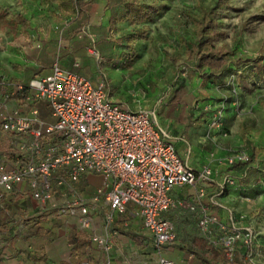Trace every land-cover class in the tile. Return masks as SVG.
Returning a JSON list of instances; mask_svg holds the SVG:
<instances>
[{
  "label": "built area",
  "instance_id": "1",
  "mask_svg": "<svg viewBox=\"0 0 264 264\" xmlns=\"http://www.w3.org/2000/svg\"><path fill=\"white\" fill-rule=\"evenodd\" d=\"M89 52L100 59L96 50ZM40 101L50 104L53 124L40 120L36 107ZM1 141L0 199L20 193L45 204L56 195L68 196L55 215L75 219L80 231L93 229L90 205L102 201L106 207L103 235L93 234L89 241L105 252L114 235V216L128 213L131 204L130 215L140 219L152 238L157 264H177L165 259L162 250L177 241L165 214L181 209L195 217L199 237L221 252L224 264H235L240 250L243 262L256 264L253 230L238 225L231 215L222 224L211 212V207L221 208L214 196L208 205L203 203L212 182L210 166L190 167L156 125L153 113L140 108L130 111L110 101L101 77L86 79L55 62L47 76L25 84L0 80ZM224 161L231 166L246 161V155L232 154ZM90 176L104 182L86 200L76 186ZM233 181L225 175L216 185L222 189ZM175 188L193 193L181 199L173 195Z\"/></svg>",
  "mask_w": 264,
  "mask_h": 264
},
{
  "label": "rangeland",
  "instance_id": "2",
  "mask_svg": "<svg viewBox=\"0 0 264 264\" xmlns=\"http://www.w3.org/2000/svg\"><path fill=\"white\" fill-rule=\"evenodd\" d=\"M0 1L11 13L28 17L32 26L28 29L29 36L34 32L42 33L47 41L54 39V43L58 42L60 47L68 44L66 40L71 38L68 31L74 25L70 16L58 11L55 1ZM85 1L89 2L90 7L94 5L92 20L73 37L79 41V45L72 46V53L75 52L80 58V71L74 70L73 73L90 80L101 77L110 101L130 111L140 108L153 113L155 123L168 135L181 159L195 170L210 166L212 174L217 173V183H221L223 176H230L234 180L233 185L228 186L222 195L219 187L214 185L206 198L214 195L215 201L225 207L227 219L231 215L238 225L253 230L258 246L254 261L264 264V77L258 79L249 65L240 71L229 72L224 84H203L197 77L189 82L187 72L191 70V65L185 60L182 45L183 41L197 38L196 27L190 18L198 13L199 6L213 7L221 22L219 31L223 34L215 44L223 46L230 53L226 65L230 71H235L232 62L237 57L255 59L264 47V0H141L150 4L153 10L138 24L118 20L108 36L120 38L121 42L100 59L89 51L95 50L94 42L103 35L100 32L94 35L93 28L107 24L104 19L106 8L97 7V4L106 1ZM10 26L8 40L24 44L19 39L14 42ZM141 34L142 38L135 39L130 47H125L127 37ZM61 49L59 54L62 53ZM115 51L116 54H113ZM54 52L52 61L57 62ZM50 61L48 59L42 66L47 67ZM240 78L246 81L247 91L238 87ZM179 82L187 86L193 97L181 96V100L185 99L187 103L183 117L190 112L194 120L186 127L181 119L176 118L177 109L170 110L169 105V94ZM36 107L44 124L54 123L47 101H40ZM220 118L223 124L219 123ZM242 128L248 131L245 139L240 135ZM251 147L262 150V154L240 167L225 164V158L232 154L249 156ZM0 149H4L2 141ZM220 199L224 202L220 203ZM131 207V204H127L128 210ZM182 211L179 213L182 214L180 229L183 242L179 244L183 246L181 249L186 250L185 245H189L199 233L190 214ZM211 212L220 220L219 207H211ZM67 221L72 222L73 219H63L62 225L65 226ZM227 221L220 220L222 224ZM163 257L174 262L181 261L178 253L164 254Z\"/></svg>",
  "mask_w": 264,
  "mask_h": 264
},
{
  "label": "crops",
  "instance_id": "3",
  "mask_svg": "<svg viewBox=\"0 0 264 264\" xmlns=\"http://www.w3.org/2000/svg\"><path fill=\"white\" fill-rule=\"evenodd\" d=\"M101 6L106 8L107 14L104 19L107 24L102 23L99 28H93L94 35L98 32L103 34L108 30L110 14L107 11L106 2L97 4L98 9ZM93 7L94 5L90 7L89 23L92 20L91 10ZM6 8L7 6L0 1V80L25 84L31 79L47 76L55 63L52 61L54 50L57 63L62 69L70 72L80 69V58L75 52L72 53L71 49L73 45L74 47L79 45H77L79 41L74 39V36L66 40L67 45L64 43L61 46L62 53L59 54L61 47L58 42L54 43V39L51 42L47 41L42 33L34 32L29 36L28 29L32 26L28 17L19 13L13 14ZM9 25H11V33H14L12 36L13 39L15 38L14 42L19 39L24 44L11 43L8 40ZM59 39L61 40V37ZM48 59L51 61L47 67L46 65L42 66ZM162 131L165 133L164 130ZM168 142L170 141L168 140ZM216 177L217 173L212 176V182L207 189V197L214 189V185L217 184ZM220 179L221 177L218 180ZM103 182L104 179L99 176H90L81 179L76 187L80 195L88 200ZM192 193L193 190L187 188L173 190V195L181 199L190 198ZM210 198H204L203 203L208 205ZM67 201L68 196L56 195L52 201L40 204L20 193L7 195L0 200V210L3 212L0 229V264H157L152 238L142 228L140 219L130 215L131 208L123 216H114L111 224L114 235L110 239V249L105 252L100 246L89 241L93 234L103 235L104 213L106 212L103 202L101 201L96 206L90 205L93 229L80 231L75 219L72 222L67 221L63 226L62 221L65 218H58L55 215V210L65 206ZM219 202L223 203L224 200L220 199ZM179 212L181 210L165 214V218L174 225L177 241L174 246L168 249L164 248L162 256L172 253L180 254L181 261L178 260L177 264H224L223 256L211 258L207 251L200 252L201 256L194 253V251L197 253L198 251L192 246V242L195 238H200L199 236L194 237L189 245H185L186 250L181 249L183 246L179 243L183 242L180 229L182 214ZM219 214L221 221L228 220L223 205ZM190 216L196 226L195 217L192 214ZM73 236L83 242L84 245L80 250L76 249V241L71 242ZM242 253L240 250L236 254L235 264H248L243 262Z\"/></svg>",
  "mask_w": 264,
  "mask_h": 264
},
{
  "label": "trees",
  "instance_id": "4",
  "mask_svg": "<svg viewBox=\"0 0 264 264\" xmlns=\"http://www.w3.org/2000/svg\"><path fill=\"white\" fill-rule=\"evenodd\" d=\"M55 1L58 5V10L63 12L65 15L71 17V22L74 25L68 33L71 37L75 36L78 32L83 30L85 26L89 24L90 21V4L85 0H51ZM106 7L110 11L108 30L103 33L94 42V48L98 51L99 55L102 57L106 56L112 51L114 45H118L121 39H114L112 36H108L114 29L115 23L118 20H125L131 24H138L143 22L147 15L153 10L150 4L142 2L141 0H105ZM191 22L196 27L197 38L192 41H183V50L185 60L191 65V70L187 72V80L192 82L194 77L200 79L201 83L205 84L211 82L214 84L225 83V78L229 72L240 71L243 68L251 65L255 76L260 79L264 77V47L260 49L258 57L255 59L246 57H237L232 63L235 71H230L226 65L227 58L230 53L226 51L223 46H216L215 42L223 36L219 31L221 28V22L217 18L216 10L213 7L199 6L198 13L192 16ZM24 26V25H23ZM23 32L25 30L23 29ZM135 35V34H133ZM143 35L130 36L126 38L125 47H130L131 43L137 38H142ZM78 45V44H77ZM116 54V51L113 52ZM238 87L247 91V83L243 78L238 80ZM186 95L187 97L193 98L188 91L185 84L179 82L176 87H174L169 94V105L170 110L177 108V119H181V123L184 126H189L193 120V114L188 112L186 116L183 117L186 102L185 99L181 100V96ZM172 106V107H171ZM202 115V114H200ZM199 115V116H200ZM219 123L223 124L222 118L218 119ZM247 129L242 128L240 135L242 139H245ZM262 154V150H258L251 147L249 156L246 155V161L237 162L231 165V167H240L243 164L250 162L256 155ZM231 178V177H230ZM228 186L219 188L220 194L222 195ZM3 199V198H2ZM0 199V200H2ZM2 215L3 212L0 210V229L2 226ZM76 241V249L80 250L83 247V242L78 240L76 237H72L71 242ZM192 246L198 251H194L198 256L200 252L207 251L211 258L222 257L220 251L207 246L206 242L201 238H195L192 242ZM223 258V257H222Z\"/></svg>",
  "mask_w": 264,
  "mask_h": 264
}]
</instances>
